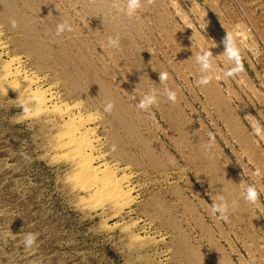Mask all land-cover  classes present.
<instances>
[{
    "label": "rangeland",
    "instance_id": "1",
    "mask_svg": "<svg viewBox=\"0 0 264 264\" xmlns=\"http://www.w3.org/2000/svg\"><path fill=\"white\" fill-rule=\"evenodd\" d=\"M117 4L0 0V264H264V138L252 134L264 124V0H143L135 19ZM62 20L75 30L57 37ZM237 24L244 72L198 86L195 54L210 48L222 74ZM117 34L120 51L102 46ZM149 88L159 103L143 112ZM84 159L123 192L88 194ZM242 182L256 185L255 206ZM218 194L239 200L227 223L210 213Z\"/></svg>",
    "mask_w": 264,
    "mask_h": 264
},
{
    "label": "clouds",
    "instance_id": "2",
    "mask_svg": "<svg viewBox=\"0 0 264 264\" xmlns=\"http://www.w3.org/2000/svg\"><path fill=\"white\" fill-rule=\"evenodd\" d=\"M117 11L128 17L129 19L138 18L141 10L143 8V0H123V6L119 4L115 5ZM103 15V13H101ZM9 24L12 29L19 27V23L15 18L9 19ZM73 25L68 20H62L56 24L55 35L57 37L63 35L64 33H72L74 31ZM246 32L243 30V26L237 24L233 31H227L226 36L222 43L225 46V51L223 56L226 57L228 64L227 70L222 74H217L215 65L213 63V53L210 48L202 46L199 53L195 54V63L198 65V70L200 73V78L196 81L198 86H207L211 84L214 80H219L222 78L231 79L237 77L240 73L244 72L243 55L240 46V41L246 39ZM106 49H111L115 51H120V36H108L106 42L102 45ZM169 79V73L167 71L159 72L160 83H166ZM140 84V83H139ZM138 84V85H139ZM137 85V86H138ZM137 88V87H136ZM163 94L166 95L168 101L175 104L177 102V92L165 87ZM160 92L156 88H149V90L139 96V102L136 103V107L143 112H149V110L159 103ZM137 96L132 95V99L136 100ZM32 102L35 104H42L43 100L40 96L33 94ZM21 108L26 116L32 114V107L29 106V102H22ZM115 108V103L111 100L106 101L104 104V112L111 113ZM247 117V116H246ZM252 134L264 138V124L259 120H254L252 122ZM216 144V138L213 133L208 134V142L202 145L203 153L206 157L212 158L213 149ZM116 150V145L112 146V151ZM28 157L25 156V159ZM172 163V161H169ZM241 184V197L242 199L255 206L260 198V193L255 184L244 185ZM211 195V194H210ZM212 199L210 204V213L215 216L218 220L225 223L229 222L230 215L239 208L238 199H227L223 194H218L216 199ZM38 234L36 233H26L23 238V246L25 249H31L37 245Z\"/></svg>",
    "mask_w": 264,
    "mask_h": 264
},
{
    "label": "bare ground",
    "instance_id": "3",
    "mask_svg": "<svg viewBox=\"0 0 264 264\" xmlns=\"http://www.w3.org/2000/svg\"><path fill=\"white\" fill-rule=\"evenodd\" d=\"M63 113V112H62ZM84 123V122H83ZM74 133H76L75 131L71 132V135ZM79 133V132H78ZM86 134V133H83ZM76 135V134H75ZM78 135V134H77ZM70 136V135H69ZM76 137V136H75ZM74 135H72L70 138H75ZM79 137V136H78ZM85 138V136H84ZM86 139H82L80 136V139L78 138V143H81V145H78V148L80 149V151L82 152V150H84L85 148L88 147V144H86L87 142L85 141ZM74 142V139L72 140ZM71 141V142H72ZM77 141V140H76ZM79 154V153H78ZM80 167V171H82V173H85V181L89 183V186L87 188H89L88 190H86V192L88 194H98L99 193H103L105 194L106 192L108 193H113L114 195H117L118 193H120L121 191L123 192V190H121L120 186H118L115 181L113 180V178L111 177V172L109 171V169H104V170H96L94 168H92L89 164V160L84 159L81 162V165H79ZM81 173V174H82ZM80 174V176H81ZM79 176V177H80ZM81 180V178H80ZM82 182V181H81ZM118 183V182H117ZM101 185V187H99ZM122 194V193H121ZM119 194V195H121ZM103 196V195H102ZM121 197V196H120ZM95 198V197H94ZM102 199V198H101ZM104 199V198H103Z\"/></svg>",
    "mask_w": 264,
    "mask_h": 264
}]
</instances>
